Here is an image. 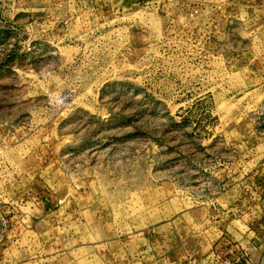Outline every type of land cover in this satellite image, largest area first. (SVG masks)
I'll list each match as a JSON object with an SVG mask.
<instances>
[{
    "label": "rangeland",
    "instance_id": "1",
    "mask_svg": "<svg viewBox=\"0 0 264 264\" xmlns=\"http://www.w3.org/2000/svg\"><path fill=\"white\" fill-rule=\"evenodd\" d=\"M240 254L264 264V0H0V264Z\"/></svg>",
    "mask_w": 264,
    "mask_h": 264
},
{
    "label": "built area",
    "instance_id": "2",
    "mask_svg": "<svg viewBox=\"0 0 264 264\" xmlns=\"http://www.w3.org/2000/svg\"><path fill=\"white\" fill-rule=\"evenodd\" d=\"M246 256H247L246 254H240L234 260V258H231L229 256L228 257H223V256H220V255H217L216 256L217 259L216 258H211L209 261H210V264H235L240 259H243L244 260V264H249V262L246 259ZM207 264H208V262H207Z\"/></svg>",
    "mask_w": 264,
    "mask_h": 264
},
{
    "label": "crops",
    "instance_id": "3",
    "mask_svg": "<svg viewBox=\"0 0 264 264\" xmlns=\"http://www.w3.org/2000/svg\"><path fill=\"white\" fill-rule=\"evenodd\" d=\"M260 227H261V223H259ZM255 238V237H254Z\"/></svg>",
    "mask_w": 264,
    "mask_h": 264
}]
</instances>
